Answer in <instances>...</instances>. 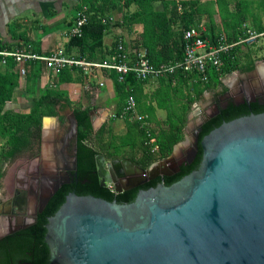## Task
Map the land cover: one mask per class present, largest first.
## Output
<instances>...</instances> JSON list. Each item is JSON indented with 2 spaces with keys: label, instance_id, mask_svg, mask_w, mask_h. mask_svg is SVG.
Instances as JSON below:
<instances>
[{
  "label": "trees",
  "instance_id": "16d2710c",
  "mask_svg": "<svg viewBox=\"0 0 264 264\" xmlns=\"http://www.w3.org/2000/svg\"><path fill=\"white\" fill-rule=\"evenodd\" d=\"M83 6L88 7L89 21L81 36L70 38L65 46V53L72 56L74 50L78 49L79 53L73 56L90 61L109 59L116 52L119 42L117 39L109 52H103L106 47L105 35L113 25L111 20L104 23L103 18L119 8L125 11L120 25L130 28L136 23L143 24V32L135 48H145L154 65L181 60L185 51V30L193 26L200 27L205 14L208 15L210 25L205 36L214 44L221 33L226 35L228 42H236L241 37L248 36V28L245 27L248 14L243 0H81L78 9ZM131 7H135L133 12L129 11ZM215 14L221 16L222 27L216 23ZM256 31L263 33L264 29ZM246 45L248 44L234 47L224 58L222 67L211 69L208 82L194 81L195 74L181 72L159 79L160 86L149 98L155 102L156 107L166 110L164 125L153 129V140L159 145L156 151H152L146 131L138 122L126 120L127 129L123 135L115 134L109 123L95 130L92 108H84L80 103L74 102L64 87L76 80V69H63L56 76L55 86L52 83L41 86L45 62H29L30 68H27L26 76L21 74L19 64L13 58L8 59L5 70L0 65V187L4 176L3 163L14 160L39 145L45 116H60L61 110L71 108L78 122L77 176L72 183L64 184L55 192L38 213L34 223L0 239V264H49L50 249L45 241L48 218L60 208L68 193L74 191L79 195L92 194L110 201L128 203L135 200L140 189L155 187L161 182V177H156L138 188L123 192H117L113 187H103L99 182L96 156L103 154L107 160L129 158L143 169L168 158L175 145L185 139V127L192 104L201 99L206 91L220 90V95L227 93L229 88L222 81L225 75L234 71L249 73L255 69L256 59L251 50L243 49ZM106 71H110L109 75L115 82L120 100L126 101L129 95H134L138 110L148 113L152 120L154 107L146 106L142 98L143 86L147 80H139L134 73H130L125 81H120L116 71ZM175 80L180 81L187 89V94H184L186 100L182 104L177 101ZM20 97L26 98L28 103L20 105ZM219 108L220 111L205 120L201 126L196 156L191 162H183L179 173L165 177L166 185H171L199 167L203 155L200 142L211 130L225 121L264 112V105L259 99L250 103L229 100L225 107ZM122 109L120 107L115 112V117L121 115ZM60 118L65 120L64 116Z\"/></svg>",
  "mask_w": 264,
  "mask_h": 264
},
{
  "label": "water",
  "instance_id": "95a60500",
  "mask_svg": "<svg viewBox=\"0 0 264 264\" xmlns=\"http://www.w3.org/2000/svg\"><path fill=\"white\" fill-rule=\"evenodd\" d=\"M259 69L256 65L249 73ZM262 90L259 101L264 105ZM252 99L246 96L235 102L257 100ZM214 114L198 124L194 157L201 126ZM91 115L94 121V112ZM69 118L77 138L78 122L72 109ZM47 119L56 117L43 118L44 138ZM187 141L186 137L176 144L168 158ZM200 143L203 155L197 169L171 185L162 178L155 187L140 189L132 202L70 192L48 218L49 264H264V112L225 121ZM122 161L96 156L101 186L123 192L159 175H171L158 172L157 163L143 169L127 160L139 175L120 185L113 168ZM73 165L72 177H76L77 145ZM180 170L178 165L176 172ZM60 182L45 197L39 212L64 181ZM37 214L29 224L37 220Z\"/></svg>",
  "mask_w": 264,
  "mask_h": 264
},
{
  "label": "crops",
  "instance_id": "0c3cea01",
  "mask_svg": "<svg viewBox=\"0 0 264 264\" xmlns=\"http://www.w3.org/2000/svg\"><path fill=\"white\" fill-rule=\"evenodd\" d=\"M80 1L81 0H0V51H24L39 55H49L57 51L65 52V46L70 40L67 31L77 17L80 10L78 9V3ZM202 1L204 2L206 0ZM244 5L245 11L248 14L245 27L255 31L264 29V10H262V12L260 11L261 8L259 7L258 1L247 0L244 2ZM118 10L119 11L115 10L118 13L114 11L109 14V16L108 14L104 16L113 18V25L105 35V38H109L108 40L104 38L106 45L103 50L104 53L111 50V46L116 39L119 41L118 43H124L131 51L138 49L135 48V45L141 38L143 24L136 23L130 28L127 27V25H120L119 23L122 22L125 11L121 8ZM134 10L135 7H131L129 11L133 12ZM116 14H118V16H116ZM215 21L219 27H222L221 16L219 14H215ZM200 27L204 28L205 31L209 30L210 25L207 14L203 16ZM139 49H143V47ZM78 51V49H75L73 55L78 54ZM34 61L38 60L29 62ZM29 62L26 63L28 69L30 68L28 65L30 64ZM0 65L3 70L7 67V64L0 63ZM109 73L110 71L100 69H93L90 72L76 69L74 71L76 80L65 84L64 87L69 91V96L74 102L80 103L84 108H92L91 112H94V121H92L93 125L95 124L96 131L100 129L102 125L109 123L115 134L123 135L127 129V122L121 117H115V112L120 107H123L126 101L120 100L115 82ZM56 76L57 75H53L46 66L43 69L41 86L55 83L54 81L57 80ZM159 79L160 78H152L147 80L143 86L142 93L143 103H146V106L150 105L154 107V116L152 120L150 119L153 129L164 125V121L166 120V110L156 107L155 102L149 99L160 86ZM184 83L186 82L184 81ZM174 85L178 89V104L180 102L182 104L185 102L184 94H187V89L178 80L174 81ZM18 103L21 105V103L24 104L25 102L23 99H19ZM10 105L12 106V104ZM52 121H55V119ZM51 124L46 126L47 135H51L53 132L49 129ZM54 127L55 125L52 128ZM186 137L188 138L185 134V138ZM181 148L182 147H180L179 150H181Z\"/></svg>",
  "mask_w": 264,
  "mask_h": 264
},
{
  "label": "built area",
  "instance_id": "2783aa9c",
  "mask_svg": "<svg viewBox=\"0 0 264 264\" xmlns=\"http://www.w3.org/2000/svg\"><path fill=\"white\" fill-rule=\"evenodd\" d=\"M113 18L104 17L103 22L112 21ZM89 21L88 7L83 6L79 10L77 17L67 31L68 37L81 36L83 28ZM205 29L201 27H190L184 32L185 51L181 60L167 62L161 65H154L147 55V50L136 49L131 51L124 43H118L116 52L109 59L102 61H90L84 57H75L65 54L64 51H57L49 55H39L24 51H0V63L7 64L9 58H13L20 65V72L23 76L27 74L26 63L38 60L46 63L47 68L53 75H59L65 68L80 69L90 72L93 69L114 70L119 75L120 81L130 73H134L139 80L158 79L170 75L181 73L195 74L194 81L208 82L209 71L213 68H220L224 63V58L229 55L234 47L242 44H255L264 33L247 29L248 36L241 37L236 42H228L224 33L218 35L214 44L209 37L205 36ZM54 85V83H52ZM124 120L135 121L140 127L145 129L148 144L152 151L159 149V145L153 140V126L149 115L138 110L137 100L134 95H129L119 116Z\"/></svg>",
  "mask_w": 264,
  "mask_h": 264
},
{
  "label": "flooded vegetation",
  "instance_id": "af4514ba",
  "mask_svg": "<svg viewBox=\"0 0 264 264\" xmlns=\"http://www.w3.org/2000/svg\"><path fill=\"white\" fill-rule=\"evenodd\" d=\"M254 85L263 89L264 76L261 82L257 81ZM256 88L257 87H255V90H257ZM254 91L252 92L254 93ZM227 93L221 95H226ZM255 99L256 98H253L252 100ZM228 101L229 100L225 101L224 104L221 105V107L226 105ZM219 107L220 106L216 105V109L212 114L217 113ZM66 109L60 111V116H62L63 112H66ZM60 116H56L57 123L59 124L60 129L63 130V132H60L58 134L56 133L53 138H51V135H48L44 138L42 132L40 143L39 145H37L39 150L33 159L43 162L44 158H47L45 162L40 163L39 161H36V163H32L30 166H28L27 169L21 173L18 183L15 184L12 188L10 196L8 198H2V200L0 201V239L10 233L15 232L16 230L30 225L29 222L33 220L37 212L39 213V210L43 204V200L51 192L55 184L60 181H64L63 184L59 187L61 188L64 184L72 183L73 179L75 178L72 176L75 174L73 158L75 156L77 138L75 132L71 128L69 116H67L66 121L61 120ZM54 131H56V129H54ZM47 143L50 144L48 145L49 148H45V145ZM70 144H72V154H65V147L66 149L69 148ZM45 149H47V151H45ZM194 152V148H191V150L187 152V155L184 156L181 160L166 158L164 160L155 162L157 163V165H159L160 168L158 172L161 171L163 173L171 174L170 176L159 175L157 177H161V180L162 178H164L165 180V177H172L173 175L179 173L180 171L176 172L178 165H181L183 162H191L194 157ZM114 160L120 159H112L107 161ZM121 160L124 161L118 162L117 167L113 168V172L117 177V182L120 185H123L129 182V178L138 176L139 171L135 166L129 163V161L133 162L129 158H123ZM134 164L136 166H139L136 163ZM65 180H68V182H66ZM69 180L71 182H69Z\"/></svg>",
  "mask_w": 264,
  "mask_h": 264
},
{
  "label": "rangeland",
  "instance_id": "374dc122",
  "mask_svg": "<svg viewBox=\"0 0 264 264\" xmlns=\"http://www.w3.org/2000/svg\"><path fill=\"white\" fill-rule=\"evenodd\" d=\"M246 1L247 0H244V2ZM257 1L259 7L261 8L260 11L262 12V10H264V0ZM117 11L119 10L117 9ZM117 11L115 12L118 13ZM116 16H118V14H116ZM108 38L109 37H106L105 40H108ZM243 49L251 50L253 52V55L256 59V65H258L260 71L255 73H241L240 71H234L230 74H227L222 79L223 83L228 85L229 87V91L226 95H220V90L206 91L201 99H197L192 104L191 111L188 115L189 123H187L185 130V134L188 136L189 141L182 144L180 146L182 147L181 150H179V147L170 159L181 160L184 156L187 155V152L190 151L191 148H194L195 132L198 128L200 120H203L206 116L212 114L216 109V105L221 106L227 100H241L245 96L257 99L262 97V88H259L254 84L257 81L261 82L264 76V35L258 39L257 43L243 46ZM255 87H257V90H255ZM252 91H254V93ZM185 100L186 98H184V101ZM23 101L25 103H28L26 98H23ZM70 110V108H67L66 112H63L62 114V116H64L65 118V121L67 120V116H70ZM46 121H48V119ZM51 121L52 120H50L49 122ZM54 125L55 127L52 128ZM49 129L50 131H53L51 134V138H53L56 133L58 134L60 132H63V130L60 129V126L57 123V117L55 121H52V124ZM54 129H56V131H54ZM48 145L50 144L47 143L45 145V148H49ZM38 150L39 148L36 145L31 150L25 151L20 156L16 157L14 160L3 163L4 176L1 180L0 201L2 200V198H8L10 196L12 188L15 184L18 183L21 173L26 170L28 166H30L32 163H36V161H39L40 163L45 162L47 158H44L43 162L40 160L33 159L34 156L38 153ZM45 151H47V149H45ZM72 151V144H70L69 148L67 149L65 147V154H72Z\"/></svg>",
  "mask_w": 264,
  "mask_h": 264
},
{
  "label": "bare ground",
  "instance_id": "6f19581e",
  "mask_svg": "<svg viewBox=\"0 0 264 264\" xmlns=\"http://www.w3.org/2000/svg\"><path fill=\"white\" fill-rule=\"evenodd\" d=\"M50 121V119H48V121H47V126H49L50 124H51V122H49Z\"/></svg>",
  "mask_w": 264,
  "mask_h": 264
}]
</instances>
